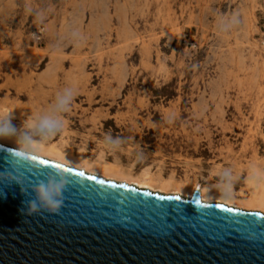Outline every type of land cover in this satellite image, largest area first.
Here are the masks:
<instances>
[{"label":"rangeland","instance_id":"1","mask_svg":"<svg viewBox=\"0 0 264 264\" xmlns=\"http://www.w3.org/2000/svg\"><path fill=\"white\" fill-rule=\"evenodd\" d=\"M5 110L14 138L248 194L264 171V0H0Z\"/></svg>","mask_w":264,"mask_h":264},{"label":"water","instance_id":"2","mask_svg":"<svg viewBox=\"0 0 264 264\" xmlns=\"http://www.w3.org/2000/svg\"><path fill=\"white\" fill-rule=\"evenodd\" d=\"M16 150L0 143V264H264L260 211L203 202L198 190L150 192L32 154L21 161ZM39 185L63 201L57 213L29 215L33 200L43 207Z\"/></svg>","mask_w":264,"mask_h":264},{"label":"bare ground","instance_id":"3","mask_svg":"<svg viewBox=\"0 0 264 264\" xmlns=\"http://www.w3.org/2000/svg\"><path fill=\"white\" fill-rule=\"evenodd\" d=\"M32 141L35 151L29 152V154L58 162L77 170H82L105 180L132 185L139 189L160 194H177L182 198H190L192 192L198 190L203 202H219L243 210L254 209L264 213V183L254 185L250 176L246 178L247 182L245 185V190L248 189L249 193L242 192V195L238 193L240 196H235L233 194L234 190L229 186L217 187L212 183L199 185L197 182L191 184L185 179L178 180L172 176L163 177L160 173L152 172L147 167L143 168L137 174H133L130 170H125L123 167L114 165L111 162L89 161L81 155L74 154L69 150H62L53 144H46L43 141L33 139ZM0 143L17 149L19 138L12 137L8 140L6 138V140H0ZM226 188L227 199L224 198Z\"/></svg>","mask_w":264,"mask_h":264},{"label":"clouds","instance_id":"4","mask_svg":"<svg viewBox=\"0 0 264 264\" xmlns=\"http://www.w3.org/2000/svg\"><path fill=\"white\" fill-rule=\"evenodd\" d=\"M27 12L29 15L31 14L30 9H28ZM42 19H43V14H38L36 16L37 22H41ZM240 23H241V20L238 14H231L230 16L222 15L218 21V29L220 31H229L232 28L238 26ZM71 35L76 40L82 39V36L78 31H73ZM67 91L73 92L74 90L68 89ZM71 98H74V96L66 97L63 103L66 105L68 103V100ZM12 119H13L12 111L5 110L3 112H0V138H12V137L17 136L18 129L12 123ZM169 119H171V117H169ZM38 126L48 127L50 129H56L58 131L63 126V122L62 121H50L46 118L45 119L35 118L25 125V127L29 130L36 128ZM104 143L106 146L111 148V147H115L118 141L108 138ZM33 151H35V147L33 145L32 137L28 134V132H25L22 136H20L18 148L13 153V156L23 161L27 158L29 152H33ZM250 179L253 181L254 185H259L261 183H264V171H257L255 168H253ZM36 191L38 193L39 201L43 202V207L36 200H33L31 202V208L29 211V215L36 213L40 210H46L49 213H57L59 211L60 207L62 206L63 201L53 202L49 198V195L46 192L43 185H39L36 188ZM224 198L225 199L228 198L227 188L225 189Z\"/></svg>","mask_w":264,"mask_h":264},{"label":"snow or ice","instance_id":"5","mask_svg":"<svg viewBox=\"0 0 264 264\" xmlns=\"http://www.w3.org/2000/svg\"><path fill=\"white\" fill-rule=\"evenodd\" d=\"M41 163H48V161H41ZM55 167H58V168H62L63 166L62 165H60V164H57V165H55ZM66 172H71L72 171V169H70V168H66V169H64ZM79 175H83V173H79ZM89 179H92V177H89ZM177 199H179V197H177ZM196 203H199V201H196Z\"/></svg>","mask_w":264,"mask_h":264},{"label":"crops","instance_id":"6","mask_svg":"<svg viewBox=\"0 0 264 264\" xmlns=\"http://www.w3.org/2000/svg\"><path fill=\"white\" fill-rule=\"evenodd\" d=\"M244 210H248V209H244ZM254 210V209H253ZM256 211H259V210H256ZM261 212V211H260Z\"/></svg>","mask_w":264,"mask_h":264}]
</instances>
